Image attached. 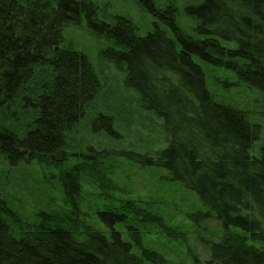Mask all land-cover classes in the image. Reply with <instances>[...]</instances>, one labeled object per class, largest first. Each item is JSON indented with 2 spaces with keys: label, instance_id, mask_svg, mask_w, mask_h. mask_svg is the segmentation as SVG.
Masks as SVG:
<instances>
[{
  "label": "trees",
  "instance_id": "obj_1",
  "mask_svg": "<svg viewBox=\"0 0 264 264\" xmlns=\"http://www.w3.org/2000/svg\"><path fill=\"white\" fill-rule=\"evenodd\" d=\"M138 1L156 18L144 34L124 16L98 19L94 4L86 0H0V116L5 115L0 156L15 166L65 150L69 133L99 90L89 56L60 47L62 28L84 18L115 46L103 55L125 67L124 85L138 95L145 111L161 119L167 138L156 155H125L164 170L207 207L199 218L213 216L220 222L222 235L210 244L205 264H264V247L246 243V238L264 237V147L259 157L249 153L259 128L241 110L212 99L200 65L233 69L241 82L264 93V0L190 1L182 8L192 20L189 32L175 20L172 5ZM17 105L31 113L18 125ZM92 129L117 135L113 117L102 112L93 118ZM77 168L105 181L100 168ZM1 173L0 264L159 261L128 223L132 207L127 205L97 212L107 235L90 228L77 234L72 215L78 214L72 210L65 216L40 210L36 222L22 225L2 189ZM63 187L76 192L72 177L63 178ZM118 224L127 227L129 238H123ZM133 247L140 249V257Z\"/></svg>",
  "mask_w": 264,
  "mask_h": 264
},
{
  "label": "rangeland",
  "instance_id": "obj_2",
  "mask_svg": "<svg viewBox=\"0 0 264 264\" xmlns=\"http://www.w3.org/2000/svg\"><path fill=\"white\" fill-rule=\"evenodd\" d=\"M86 1L94 4L98 19L111 22L114 16L127 17L138 34L151 30L156 22L155 16L138 0ZM154 1L160 7L172 5L175 20L190 31L192 20L182 13V8L193 0ZM61 35L60 47L89 56L99 90L69 133L66 148L60 154L22 161L15 166L8 165L0 156L1 186L10 206L23 218L24 226L36 222L40 210L60 212L64 216L72 210L78 214L72 213L77 234L90 228L107 235L108 230L97 212L127 205L132 207L128 223L139 231L142 247L160 255L158 262L144 261V264H205L210 244L222 235L220 222L213 216L199 218L207 207L194 192L170 180L164 170L142 165L125 155L127 151L156 155L167 142L161 119L145 111L138 95L124 85L125 67L103 55L115 46L88 26L84 18L78 24L65 25ZM200 65L212 99L241 110L251 124L258 125L259 136L251 144L249 153L259 157L264 147V93L241 82L233 69L204 62ZM19 108L18 105L15 108L20 113L16 125L31 115ZM98 112L113 117L116 137L92 129ZM4 117L3 114L0 119ZM83 164L100 168L98 171L105 175V181H97L79 171L77 166ZM64 177L75 180L76 192H67L63 187ZM116 228L123 238L130 237L124 224ZM246 243L264 247V237L246 238ZM132 252L140 257V249L133 247Z\"/></svg>",
  "mask_w": 264,
  "mask_h": 264
},
{
  "label": "water",
  "instance_id": "obj_3",
  "mask_svg": "<svg viewBox=\"0 0 264 264\" xmlns=\"http://www.w3.org/2000/svg\"><path fill=\"white\" fill-rule=\"evenodd\" d=\"M23 152H25V150Z\"/></svg>",
  "mask_w": 264,
  "mask_h": 264
}]
</instances>
